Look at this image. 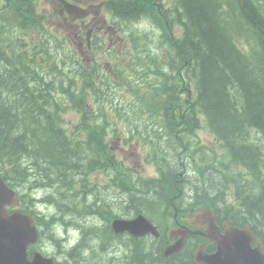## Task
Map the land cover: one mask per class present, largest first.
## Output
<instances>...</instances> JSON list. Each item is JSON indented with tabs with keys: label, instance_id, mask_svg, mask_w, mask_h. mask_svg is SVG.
Wrapping results in <instances>:
<instances>
[{
	"label": "trees",
	"instance_id": "obj_1",
	"mask_svg": "<svg viewBox=\"0 0 264 264\" xmlns=\"http://www.w3.org/2000/svg\"><path fill=\"white\" fill-rule=\"evenodd\" d=\"M137 1L109 0L107 7H112L118 22L128 28L132 16H136ZM177 3L179 14L185 20L183 46L200 64L180 78V83L193 80L194 90L180 97H168L165 105L175 106V114L168 109L161 123L154 118L157 110L151 111L152 116L136 106L145 104L139 102L141 95L134 94L130 80L128 86H123L121 79L124 70L139 60L147 59L144 77L172 69L175 62L169 49L166 66L161 54L152 51L149 44L145 45L147 53L143 57L142 51L136 50L135 39L129 31L130 49L111 46L105 55L111 72L101 63L90 68L75 58L74 52L52 60V47H60L63 39L46 25L44 15L35 13L36 0H4L2 5L0 0V16L5 15L0 22V176L11 187L34 188L43 184L44 201L52 202L58 212L72 211L77 220L79 217L71 204L77 198L70 182L81 172L99 167L97 155L107 152L106 128H111L114 136H120L121 128L117 124L126 123L129 112L136 106L139 116L148 115L151 120L137 119L135 123L141 124L134 126L126 123L129 128L122 141L136 139L142 144L147 160L155 164L159 177L145 178L140 184L134 180L131 170V198L145 204L158 200L162 180L181 191L189 184L192 191L203 192L204 181L207 188L212 186L215 152L206 146L199 148L188 139L204 122L206 129L226 148L230 162L244 168V171L229 172L226 164L224 170L220 169L225 179L231 178L235 198L234 204L227 205L230 210L224 211L227 216L231 212L236 215L234 223L241 226L248 223L264 242V74L260 71L264 59V0H177ZM18 28L38 35L29 42V49L24 38L16 35ZM147 42H154L155 47L175 43L166 32ZM175 47L172 49L176 60L180 56L187 58L188 52L185 54L176 43ZM48 73L51 77L46 79L44 75ZM162 92H169L165 83L154 87L150 100L155 102ZM69 109L81 112V125L70 129V133L59 126V122L65 121L62 113ZM156 122L161 127H138H154ZM81 131L85 133L83 139H80ZM76 155L88 156L81 159L85 167L79 168ZM188 156L192 158L190 161ZM189 162L198 163L199 171ZM183 170L192 172L188 175L189 183ZM221 196L223 193L219 191L217 197L222 199ZM20 200L24 210L22 202L26 200V193L21 194ZM221 203L226 201L222 199ZM118 209L128 208L122 205ZM157 209L165 215L169 207L164 204Z\"/></svg>",
	"mask_w": 264,
	"mask_h": 264
},
{
	"label": "flooded vegetation",
	"instance_id": "obj_2",
	"mask_svg": "<svg viewBox=\"0 0 264 264\" xmlns=\"http://www.w3.org/2000/svg\"><path fill=\"white\" fill-rule=\"evenodd\" d=\"M125 1L127 0H122V2ZM136 10L135 8L136 16H138L139 12ZM176 197L177 195L172 196L171 200ZM121 198L108 202L107 206L112 208L124 205L126 207L125 201L127 200L124 197ZM92 210V214L97 213V209L92 208ZM76 214L79 217L77 226L65 228L60 225L67 234H71L74 230L77 232L74 244L75 258L69 264H188L193 262L195 249L200 248L206 253L215 249L214 244L207 239V234L186 232L180 249L167 256L163 255L164 248L183 235L186 230L185 226L191 230H197L204 222L203 217H193L188 211H182L179 217L174 216L170 221L158 224L160 234L157 236L148 233L144 236L134 237L125 232L127 234H112L107 239L104 233L112 230L110 221L102 215L101 218H90L82 217L81 211H76ZM116 214L130 217L129 213L118 212ZM226 220L225 216L221 218L215 216V221L221 232L224 230ZM199 230L204 232V227H200ZM88 231L90 233L98 232L92 242H87L84 239Z\"/></svg>",
	"mask_w": 264,
	"mask_h": 264
},
{
	"label": "water",
	"instance_id": "obj_3",
	"mask_svg": "<svg viewBox=\"0 0 264 264\" xmlns=\"http://www.w3.org/2000/svg\"><path fill=\"white\" fill-rule=\"evenodd\" d=\"M16 202L13 191L6 188L0 180V264H57L51 258L36 254L31 262L26 260L25 247L29 241L36 239L35 228L28 215L18 210L11 215L6 213L3 205ZM115 229H127L136 234L154 231L151 223L141 214L133 220L118 219L113 222ZM254 236L247 227L232 230L225 239L219 240L216 254L205 259L207 264H264V258L257 248L250 249L249 241ZM235 246H232L234 245ZM200 254H196L198 258Z\"/></svg>",
	"mask_w": 264,
	"mask_h": 264
},
{
	"label": "bare ground",
	"instance_id": "obj_4",
	"mask_svg": "<svg viewBox=\"0 0 264 264\" xmlns=\"http://www.w3.org/2000/svg\"><path fill=\"white\" fill-rule=\"evenodd\" d=\"M121 1V0H120ZM128 1H130V0H127V2ZM136 1V0H135ZM138 1H140V2H138ZM137 1V5H135L134 4V7L137 9L136 10V12H139L138 13V16H140V18L142 17V16H144L145 14H147L148 13V11H151L152 9H153V6H154V2H153V0H148V1H146L145 2V0H138ZM117 2H118V0H117ZM132 2V1H131ZM243 2V1H242ZM242 2H240V3H242ZM116 4V3H115ZM115 4H114V6H115ZM131 4V3H130ZM142 9H147L148 11H146V12H141V10ZM179 12H180V9H179V7H178V3L173 7V9H172V16H177L178 18H179V20L182 22V23H185V20H184V18H182L181 16H180V14H179ZM116 13H117V11H116ZM131 13V12H130ZM259 14V13H258ZM117 15V14H116ZM119 15H121V14H119ZM137 16V17H138ZM257 16V15H256ZM128 17V16H127ZM251 16H249V18H250ZM258 17V16H257ZM4 18H5V15H2V16H0V22H3L4 21ZM123 18H125V17H123ZM123 18H122V21H123ZM132 18H133V16H132ZM126 19V18H125ZM259 19H261V18H259ZM129 20H130V18H128V22H129ZM249 20V19H248ZM252 20H253V18H252ZM192 22V21H191ZM252 22V21H251ZM123 23V22H122ZM188 23H189V20H188ZM253 23V22H252ZM124 24V23H123ZM191 25V24H190ZM195 32V31H194ZM161 35L163 36V34L161 33ZM170 38V37H169ZM170 40H172L171 38H170ZM173 41V40H172ZM174 42V41H173ZM163 46V45H162ZM164 48H165V50H168L171 54L170 55H172L173 57H175V52H174V50L173 49H176V47H175V43H165V45L163 46ZM173 48V49H172ZM52 49H54V51H52L51 52V54L52 53H54L55 52V55L53 56V54H52V56H53V59L55 58V57H58V58H56V60H58L59 59V48L58 47H52ZM137 50V49H136ZM146 50V49H145ZM142 53V52H141ZM147 53V52H146ZM153 53V52H152ZM149 55H150V53H149ZM148 55V56H149ZM147 56V57H148ZM151 56H152V54H151ZM154 56V55H153ZM143 57H144V55H143ZM159 57V56H158ZM169 58H170V56H169ZM163 59V58H162ZM171 59H173V58H171ZM175 59H176V57H175ZM155 60H156V58H155ZM157 60H158V58H157ZM168 61V60H167ZM161 64V63H160ZM157 65V64H156ZM174 65V67H177V62L175 61V63L173 64ZM164 66H166V65H164ZM161 67H162V65H161ZM160 67V68H161ZM169 69V68H168ZM165 70V69H164ZM258 70V69H257ZM263 74H264V59H262V70H260ZM54 78V77H53ZM98 88H99V86H98ZM100 90V89H99ZM101 91V90H100ZM98 94V93H97ZM185 97V96H184ZM72 98H74V99H76L75 97H73L72 96ZM139 102H141V100L139 101ZM136 106H139V107H141V109L145 112V113H147V114H149V115H152V116H154V114L152 113L151 114V111L152 110H157L158 111V104L156 103V102H153L152 100H149V103L148 104H146V105H141V104H137ZM136 106L135 107H133V110L134 111H138V109L136 108ZM131 110V109H130ZM120 112V111H119ZM130 112H132V110L130 111ZM139 112V111H138ZM63 114L64 113H62V117H63ZM155 117V116H154ZM141 118L142 119H145V120H151V118L148 116V115H140L139 116V119L141 120ZM153 120V119H152ZM123 124H125L126 125V131H127V129L129 128L128 127V125L126 124V123H124L123 122ZM128 124H131V125H139V124H141V122L140 123H128ZM62 125H63V127L66 129V127H65V124H64V121H63V123H62ZM71 129H73V127L71 128ZM252 131V130H251ZM110 132H113L112 131V129L111 128H109V129H107L106 128V141H109L108 140V136H109V133ZM253 132H254V130H253ZM114 133V132H113ZM79 134V133H78ZM84 131H81V136H80V139H83L84 138ZM258 134V133H257ZM258 136V135H257ZM253 140H254V138H253ZM257 140V139H256ZM264 140V139H263ZM255 141V140H254ZM261 143H263L262 141H261V139L259 140ZM256 142H258V140L256 141ZM207 155H208V153H207ZM105 166H107V167H110V164L109 163H105ZM184 167H186V170H190L189 169V167H187L185 164H184ZM182 173H184V174H186V176H187V183H189V181H190V178H189V176H191V174H192V172H185L184 170L183 171H181ZM189 175V176H188ZM182 179H183V177H182ZM181 179V180H182ZM193 181V180H192ZM21 187H23V188H25V189H32V187H30V186H21ZM14 190H18V186H16V187H12ZM194 191V190H193ZM192 191V187L189 185V184H187V186H186V188H185V190L183 191V192H186L187 194L188 193H191V192H193ZM128 192H129V190H128ZM89 194V193H88ZM29 202H33L34 204H38V205H41V204H43V202H46V201H43V200H41V199H33V200H28V202L27 203H29ZM46 203H48V204H51L52 202H46ZM76 203V202H75ZM75 203H71L73 206L75 205ZM52 206V205H51ZM54 206V205H53ZM55 206L56 207H58L56 204H55ZM70 206V205H69ZM65 207V206H64ZM63 207V208H64ZM71 207V206H70ZM59 208V207H58ZM60 209H62V208H60ZM69 215H73L74 216V219H71V218H67V217H65V216H69ZM75 217H76V215L75 214H72V211H69V212H63V211H61V212H58L57 213V215L55 216V220L57 221V223H58V225H61V226H64V227H66V226H68V225H70V226H77V221H78V219L77 220H75ZM78 217V216H77ZM98 234V232H96V231H92V233H90V231H88L87 233H86V235H85V237H84V239L87 241V242H92L93 240H94V238L96 237V235Z\"/></svg>",
	"mask_w": 264,
	"mask_h": 264
},
{
	"label": "rangeland",
	"instance_id": "obj_5",
	"mask_svg": "<svg viewBox=\"0 0 264 264\" xmlns=\"http://www.w3.org/2000/svg\"><path fill=\"white\" fill-rule=\"evenodd\" d=\"M166 5H170V1L169 0L166 1ZM39 7L41 9L47 8V10H49L50 9V4L47 2V0H39ZM148 12H150V11H148ZM101 14H104V10L103 9L101 10ZM140 16H138V17H140ZM51 21L58 24L61 20L58 19V18H52ZM52 51H54V49H52ZM52 54L54 56L55 52L52 53ZM52 60H53V58H52ZM140 100H141V102L145 103L144 105L149 103V100H146V99H143V98L140 99ZM63 118L65 119V121H64L65 127L68 128L69 119L77 120L79 118V115L75 114L74 112H70L68 110V111L64 112ZM137 119H139V115L132 109V112H129V114H128V116H127L125 121H126V123H133L134 124L137 121ZM117 127L121 128V129H119V130H121V135L116 137V136H114L113 132H110L109 136H108V140L109 141H114L113 144H114L115 147L118 148V151L120 153L127 154V156L129 157L130 164L134 165L136 168H139L140 174L142 176L152 175L154 173L153 167L150 164H145L144 161H143V158L137 159L136 152H138V150L135 149L134 144H129V145L122 146L119 141H115L116 139H122V136L127 134V131L125 129L126 128L125 124L118 123ZM202 136H204V132H200L199 133V137H200V140L202 142L207 143L209 146H214L213 145V140L210 141L211 136L208 137V140L203 139ZM216 149L218 150L217 151L218 152L217 153L218 156L220 158L224 159V160H227L226 157H224L223 151L220 150L217 147H216ZM65 217L74 219L73 215H69V216H65Z\"/></svg>",
	"mask_w": 264,
	"mask_h": 264
}]
</instances>
